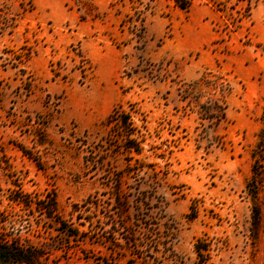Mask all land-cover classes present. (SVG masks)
Here are the masks:
<instances>
[{"label":"rangeland","instance_id":"rangeland-1","mask_svg":"<svg viewBox=\"0 0 264 264\" xmlns=\"http://www.w3.org/2000/svg\"><path fill=\"white\" fill-rule=\"evenodd\" d=\"M0 239L45 264H264V0H0Z\"/></svg>","mask_w":264,"mask_h":264},{"label":"trees","instance_id":"trees-1","mask_svg":"<svg viewBox=\"0 0 264 264\" xmlns=\"http://www.w3.org/2000/svg\"><path fill=\"white\" fill-rule=\"evenodd\" d=\"M93 1V0H89ZM83 21V20H82ZM240 21V20H239ZM28 51V50H27ZM30 54L27 52L23 54L19 63H25L29 59ZM54 76L58 77L59 74L54 72ZM221 77L211 76L208 78L207 75L201 77L198 81L194 82V85L204 86L214 92H217L220 97L224 98V84L220 81ZM215 100L216 112L212 111L213 108L205 106L207 103L201 106L202 116L209 120H215V123H220L222 117L224 116V107L218 105V101ZM118 125L122 131V143L120 144V151L125 155L135 154L139 155L141 153L140 143L136 139L132 138L134 134L133 127L130 123V118L128 115H123L121 113H113L109 115L106 119L105 125ZM255 175H260V173L254 168ZM18 205L25 208H30L33 211H38L46 219H53L58 225V231L66 235L67 237L78 238L80 233L77 229H69L68 226L57 216V203L54 195H46L44 199L33 201L28 195H23V197L13 200ZM254 220H258L259 212L256 208L253 209ZM45 254L40 248L24 247L21 244L14 243L12 240H2L0 239V264H45Z\"/></svg>","mask_w":264,"mask_h":264}]
</instances>
